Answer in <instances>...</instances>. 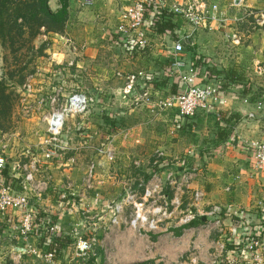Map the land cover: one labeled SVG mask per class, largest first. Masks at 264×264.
I'll return each mask as SVG.
<instances>
[{
  "label": "rangeland",
  "instance_id": "obj_1",
  "mask_svg": "<svg viewBox=\"0 0 264 264\" xmlns=\"http://www.w3.org/2000/svg\"><path fill=\"white\" fill-rule=\"evenodd\" d=\"M80 2L81 0H49L52 11L60 10L67 3L65 27L59 33H44L40 30V34L31 41L30 45H26L17 53L16 58L21 64L14 65L15 62L9 51L0 48V79L4 80L5 94L8 95L11 103L8 117L0 123V147L1 142L7 140V151L15 153V149H23L22 152H25L33 148L32 134L39 128L40 123L37 119L22 115L18 102L20 88L28 76H32L31 83L38 95L50 93L54 87H65L67 91L78 87L86 93L90 103L94 99L102 98L99 87L110 89L109 93L114 88L112 82L117 81V75H115L117 61L125 52L119 43L120 35L115 33L120 19L108 16L100 19L101 14L96 15L92 10L94 8H83ZM240 17H232V19L239 20ZM244 20V22L233 23L237 26L245 22L250 24L247 32L244 26L238 27L241 30L234 29L241 35V42L238 45L232 44L226 35L219 33L214 39L216 53L210 56L204 51L203 56L200 57L201 60L207 57L210 59L209 64L204 66L208 71L207 76L201 75L200 81L218 91L226 92L227 90V40L234 50L240 49L243 40L247 37L243 36L242 32L244 35L251 36L261 28L253 17L248 16ZM90 38L92 39L89 40ZM85 42H87V48H83ZM43 43L45 47L41 51L42 54L39 51L36 52ZM173 43L172 36L165 34L156 50L165 52L168 59H171ZM28 47L33 49L27 50ZM146 49L149 48L144 50ZM194 50H196L195 45L193 47L185 45L184 59L188 60L193 54L195 55ZM53 55L61 60L56 61ZM71 63H73L72 66L67 65ZM234 65L240 69L245 68V66L241 68V64L238 63ZM18 67H24L25 70L20 71ZM235 71V80H241L243 73ZM254 74L253 69H245V75H248L246 76L248 80L252 79L251 82L255 80ZM174 76L172 68L169 67L167 80L171 85L167 87L163 97L176 95L182 90L183 85L176 82ZM23 77L24 79H21ZM103 98L105 103H108V107L100 109L98 117H102L104 123L99 125L93 123L91 124L93 128H84L81 126L80 118L68 119L64 125L62 139L65 144L77 148L67 151L65 155L53 162L55 166L60 165L59 170L64 168L71 173L69 181L73 188L63 190L65 194L63 205L66 207L73 205L77 216L74 224H70L65 232L69 233L76 227L78 230L75 237L82 236L93 240L94 255L89 254L85 259L77 257L71 243L61 256L55 259V263L79 264L81 260H87L89 264L93 262V264H225L227 252L220 248L224 244L225 232L208 230L206 226L213 222L209 216H205L206 222L201 227L202 235L200 231H197V227L202 223H181L188 213L202 216L207 208L202 205L205 196L199 204H195L192 199L195 191L204 192L203 187L193 184L196 169L205 165L196 162L197 151H190V154L187 153V148L176 153L171 151V144L176 143V135H180L183 130V136L186 138L185 134L191 132L193 124L185 121L183 124L172 125L169 121L163 122L161 118L159 122L152 124L151 117H157L158 114L154 113L153 108H141L138 105L139 100L120 97V101L117 102L113 94H106ZM90 103L88 111L92 110ZM112 103L116 104L113 106ZM219 114L225 115L226 112L220 110ZM198 115L201 114L196 113L192 118L199 117ZM206 118L201 130L206 132L207 141L215 133L227 138V123L224 122L218 126L219 117L206 114ZM95 127L100 130L102 136L99 138L98 132L97 139L92 135L91 138L86 139L87 145L78 148V143H83V140L79 139L81 136L77 135V131L87 129L90 132ZM124 135H126L125 138ZM190 137L191 135H188L187 138ZM18 142L20 144L17 146ZM101 143L108 144L114 149V158L111 161L97 156L96 149ZM2 153L0 148V155ZM24 155L28 156L26 153ZM71 156H77V159L72 161ZM28 158L29 156L25 162ZM11 159L12 157L9 161ZM166 163L168 166L165 170L177 173L176 180L179 179V174L190 176V178L186 183L172 186L162 181L161 191L155 194V199H146L143 195V187H139L138 184L147 183L151 178L152 170ZM91 164L94 165V171L92 176L87 178V170ZM165 170L160 171V175H163ZM9 186L18 193L22 192L21 184L13 182ZM83 187L86 191L83 192L85 196L81 197L79 190ZM128 192L134 195L133 199L126 198ZM43 193L42 191L41 195ZM29 199L31 200L32 197L29 196ZM61 200L58 198V201L61 202ZM159 208H162V212L163 209L166 211L167 217L161 215L162 212L157 213ZM137 209L148 215L149 219L153 216L161 219L159 229L148 232L145 225L133 226V214ZM220 220L221 227L225 230L226 226L221 218ZM17 223L13 209L6 215H0V247L4 248L0 249V264L13 263L15 259L20 260L19 253L12 250L13 246L22 247L24 244L17 238L14 230ZM214 234L216 236H213ZM219 236L222 241L217 240ZM71 239L74 242V236ZM199 239H205L207 243L212 244L208 243L209 247L203 244L201 247L198 243ZM29 242L33 246H38V239L35 237L29 238ZM23 257L22 262L25 264L33 262L46 264L29 255Z\"/></svg>",
  "mask_w": 264,
  "mask_h": 264
},
{
  "label": "crops",
  "instance_id": "obj_2",
  "mask_svg": "<svg viewBox=\"0 0 264 264\" xmlns=\"http://www.w3.org/2000/svg\"><path fill=\"white\" fill-rule=\"evenodd\" d=\"M181 1L183 0H160V3L168 10L172 5ZM207 2L216 4L219 9L227 14L230 21L227 25L221 27L210 25L208 29L194 33L193 42L196 50H194L195 55L193 54L192 57L198 56L200 58L203 56L202 52L204 51L210 54V56H213L217 51L214 49L216 34L221 33L228 37L235 28L241 30L238 28L241 26H244L246 28L245 32H247L250 24L245 22L237 26L231 22L232 17H240L248 12L264 13V0H239L238 4H236L237 2H235V0H207ZM124 5V0H102L96 2L91 9L94 8L92 10L96 15L97 13L101 14L99 16L100 19L108 16L109 18L116 17L119 20ZM174 21L177 27V33H190L191 28L186 22L177 17ZM242 35L247 37L243 40L240 49L234 50V47H232L231 43L227 40V90L223 95L224 103H220L217 107L214 106L207 112H198L197 114L201 115H198L199 117L196 116L194 119L179 118L175 110L167 111L166 113H158L154 110V113L158 115L150 119V123L152 124L159 122V118H161L163 122H171L172 125L183 124L185 121L193 124L191 125V132L185 134L186 138L183 136V130H181L180 135H176V143L171 144V151L176 153L184 148H187L188 154H190V151H197L198 160L196 162L201 165L205 164L203 167L200 166V168L196 169L197 171L194 174L195 181H193V184L197 187L201 186L204 189L205 200L202 202V205L206 206L208 210L217 208L219 213L221 212L218 215L219 219L221 218L224 226H226L225 230H223V232H225V235L223 234L224 244L226 238L229 239L233 237L232 234L235 230L234 218H242V222L239 223V226H243L246 230L234 236L236 241L242 242L244 233L252 232L254 234L258 231L262 234L264 233V217H261L262 212L264 213V175L255 170L254 161L248 146L249 143L254 141L264 142V72L261 75L254 74V82H251L252 79L248 80L246 77L249 74L245 75V69H253V64L255 63L260 64L264 71V27L259 28L255 33L251 34V36L244 35L243 32ZM163 36L164 35L148 31V46L144 47V49L149 48L148 50L143 49V51L135 49V51H137H134L130 55L124 50L125 52H123V55L117 61L115 73V75L119 74L120 77L117 76V81L112 82L114 85H112V87L114 88L111 89V93L108 91L110 89L99 87L101 96L113 94L115 100L119 102L126 75L142 73V77L136 82L133 94L127 96L126 99H142V97L146 95V100L139 101L140 103H138V105L141 108L147 109L154 108L159 99L165 98L163 96L167 92V87L171 85L167 80V72L169 67H171V59H168L165 52L156 50ZM91 39L92 38L89 40ZM94 40L97 42L96 39ZM84 47L87 48V42H85L83 48ZM122 48L124 49L123 46ZM89 51L90 50H88V52ZM53 59L56 61L61 60L54 55ZM202 60L210 61L208 57ZM187 61H189V59ZM235 63L241 64V68H244V66L245 68L240 69L238 66L234 65ZM235 70L243 73L241 80H235ZM174 77L176 82H178L176 75ZM138 90H140V92ZM103 96L102 98L97 97L98 99L91 101L90 109L92 110L88 111L83 117H79L81 126H84V128H93L91 125L93 123L95 125L104 123V119L98 117L99 110L108 107V103H105ZM112 104L114 106L116 103ZM220 110H224L227 115V138L215 133L213 137L207 141L208 137L206 136V132L201 130L203 123L207 119L206 114L217 116V111L220 112ZM250 114H253V117H249ZM169 115H172V117L168 118ZM92 130L93 131L90 132H88L87 129H85V131H82V129L77 131V135L81 136L79 139L83 140V143H78V148L87 145L86 139L91 138L92 135L97 139V134L99 132V138L102 136L97 127ZM188 135H191V137L187 138ZM34 142L33 140V145ZM19 144L18 142L17 146ZM33 145H31L33 148L27 149L25 152H22L23 149H15V153L9 150L5 151V170L9 177L7 184L13 182L18 185L21 184L20 188L22 193L32 197L28 210L33 215L37 213L49 215L59 225L62 234H70L71 230L69 233L65 232V230H67L70 224H74V220L77 216L75 214L76 208L73 205L66 207L63 205L65 201H58L64 189L72 190L73 188V185L71 188H67V186L70 185L69 180L71 178L69 170L63 168L62 170L60 169V173V165L55 166L51 164L43 166L37 174L33 175V181L26 183L24 181V173L20 169L15 168L16 163L25 162L28 156L32 158L37 155L36 148ZM69 148L73 150L77 147L69 146ZM25 153L28 154V156H25ZM11 157L12 159L9 161ZM75 159H77V156H71L70 158L72 161ZM196 162H194L195 165H198ZM43 181L46 184H40V182ZM37 185H39V188H42L44 192L40 200L37 198L35 199L31 190ZM85 191L84 187L80 188L79 194H82L81 197L85 196V194H83ZM207 208L206 211H208ZM14 214L17 220L21 219V212L14 211ZM204 222L197 227V231H200L201 235V227ZM213 236L216 235L214 234ZM218 238L217 240L222 241L220 236ZM198 243L201 247H203V244L208 247L209 244H212L210 242H208V244L205 239H199ZM16 247L21 246H13L12 250ZM1 248L2 247H0V249ZM230 251L232 250H227V252ZM25 255L26 254L19 255L20 260L15 259L13 263L9 264H25L22 262L23 256ZM90 262L92 263L93 261ZM32 264L36 263L33 262ZM79 264L89 263L87 260H81Z\"/></svg>",
  "mask_w": 264,
  "mask_h": 264
},
{
  "label": "built area",
  "instance_id": "obj_3",
  "mask_svg": "<svg viewBox=\"0 0 264 264\" xmlns=\"http://www.w3.org/2000/svg\"><path fill=\"white\" fill-rule=\"evenodd\" d=\"M102 0H81L80 6L83 8L93 7L96 2ZM124 7L121 12L120 22L115 29V33L120 35V42L131 43L134 47L136 45L146 47L148 46L147 33L150 19H146V15L150 17L152 12L155 13L158 9H165L160 0H124ZM168 11L175 16V18L182 19L191 28L190 33H177L176 40L172 45L171 51V67L173 73L176 75L178 82L183 85L182 90L176 95L159 99L156 106L153 108L158 113L175 110L179 118L191 119L196 113L202 111L207 112L214 106L217 107L220 103H224V97L219 95V91L211 85L200 81L201 75L207 76L208 71L204 68L209 64V60H201L198 56L189 58V61L184 59V46H194V33L208 29L210 25L221 27L229 23L227 14L218 8L216 4L208 3L207 0H183L170 7ZM253 17L260 27L264 26V13L248 12L240 17L241 19L233 18L232 23L244 22V18ZM238 20V21H237ZM227 39L234 45L241 42V35L238 31L233 30L228 35ZM200 59V60H199ZM72 66L71 64H67ZM255 74H263V69L260 64L255 63L253 66ZM120 77L119 74H117ZM122 77V76H121ZM142 77V73L128 74L124 78V85L121 97L126 99L131 96L135 89L136 82ZM32 76H28L20 88L19 103L21 113L26 118H33L39 121V128L34 131V147L37 155L29 158L26 162H18L15 164L16 169H20L24 173V181L30 183L33 181V175L37 174L43 166H48L57 161V158L65 155L67 151L72 150L64 143L63 129L65 122L68 119L75 117H83L86 115L89 108V99L80 88L67 91L65 87H54L50 93L38 95L33 87ZM146 95L136 98L134 101L146 100ZM249 117H253L250 114ZM33 132V131H32ZM124 138L126 135L123 136ZM249 152L254 161V168L264 175V142L254 141L248 144ZM0 155V215H6L10 210L21 212V219L15 224L17 238L21 239L24 244L25 253L19 255H29L33 259L43 261L46 264H56L52 253L46 252L29 242V238L34 231L45 227L49 233V237L58 236L61 234L59 225L52 221L49 215L44 214V218L39 224L36 223V215L32 214L28 209L30 206L29 196L25 193H18L12 190L10 183L4 184V179L1 172L6 167V157L4 155L7 149V140L1 142ZM97 156L102 159L111 161L114 158V149L108 144H99L96 149ZM28 155V154H27ZM161 165V164H160ZM159 165V166H160ZM165 165H168L167 163ZM94 171V165L91 164L87 170V178H90ZM175 172L166 171L163 175L152 170L151 178L147 183L141 182L139 187H143V195L146 199L154 200L155 194L161 191V182L165 181L168 185H179L186 183L190 176L179 174V179H175ZM47 182V180H46ZM40 184H46L44 181ZM85 185H87L85 183ZM67 188H71L68 185ZM34 197L38 200L41 198L42 188L39 185L32 188ZM205 194L203 191H195L193 193V201L199 204L203 200ZM127 199H133L134 195L131 192L126 194ZM61 201H65V194L60 195ZM118 207L116 208L118 212ZM162 208H159L157 213H161ZM161 215L167 217L166 211L163 209ZM199 215L191 212L185 216L182 224L192 223ZM213 220L206 228L208 230L215 229L219 233H223L219 216L214 211V208L209 209L202 216L206 222V217ZM261 217H264L262 212ZM208 220V219H207ZM161 219L156 217H148L141 212L140 209L134 211L132 225H145L146 231L155 232L159 229ZM77 228H73L70 235L74 236L75 255L81 259H85L89 254H93L92 246L93 240L83 238L77 235ZM51 233V234H50ZM48 237V239H49ZM50 238L49 241H51ZM227 252L225 244H222ZM264 264V233H244L243 241L237 249L227 252L225 264Z\"/></svg>",
  "mask_w": 264,
  "mask_h": 264
},
{
  "label": "trees",
  "instance_id": "obj_4",
  "mask_svg": "<svg viewBox=\"0 0 264 264\" xmlns=\"http://www.w3.org/2000/svg\"><path fill=\"white\" fill-rule=\"evenodd\" d=\"M66 8L65 3L58 11H52L49 6V0H0V48L9 51L12 55L15 64L19 63L17 53L21 51L26 45H30L31 41L40 34V30L44 33H59L61 32L66 23ZM153 12V11H152ZM150 14V17L146 15V19H150L148 29L152 33L156 34H169L174 40H176L177 27L175 25V16L171 14L167 9H158L155 13ZM27 39H26V38ZM120 45L124 47L127 54H132L135 49L143 50V46L134 47L131 43L120 42ZM45 44L43 43L36 52L44 50ZM32 50V47H28L27 50ZM39 53V54H40ZM42 54V53H41ZM41 54L39 56H41ZM25 67V66H24ZM20 68V71L25 68ZM21 79H24L21 78ZM5 83L3 79H0V123L8 117L11 111V103L8 95L5 94ZM219 95L223 96L224 92L219 91ZM219 117V125L227 123V115H221L217 113ZM168 165L161 164L155 170L160 172L165 170ZM1 176L4 179V184L7 183L9 177L5 169L2 170ZM217 215H219L218 209H214ZM44 214H36V223L39 224L44 218ZM242 218H234L235 230L229 239H225V246L227 250H235L239 247L240 242L234 239V236L238 233L246 231L244 227L239 226ZM53 222H56L52 219ZM205 221L204 217H196L192 224L202 223ZM35 238L38 239V248L50 252L53 254L54 259H58L62 252L71 244L74 243L70 234H60L58 236H50L45 227L37 229L32 233ZM51 234V233H50ZM49 237V239H48ZM51 239V241H49Z\"/></svg>",
  "mask_w": 264,
  "mask_h": 264
},
{
  "label": "water",
  "instance_id": "obj_5",
  "mask_svg": "<svg viewBox=\"0 0 264 264\" xmlns=\"http://www.w3.org/2000/svg\"><path fill=\"white\" fill-rule=\"evenodd\" d=\"M238 1L239 0H235V2H237L236 4H238ZM14 252L15 253H25V249L23 248V247H16L15 249H14Z\"/></svg>",
  "mask_w": 264,
  "mask_h": 264
}]
</instances>
